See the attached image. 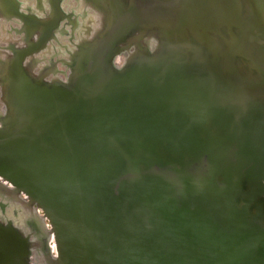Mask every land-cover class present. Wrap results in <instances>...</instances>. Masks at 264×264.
Here are the masks:
<instances>
[{
  "label": "water",
  "instance_id": "obj_1",
  "mask_svg": "<svg viewBox=\"0 0 264 264\" xmlns=\"http://www.w3.org/2000/svg\"><path fill=\"white\" fill-rule=\"evenodd\" d=\"M40 230L42 264H264V0H0V264Z\"/></svg>",
  "mask_w": 264,
  "mask_h": 264
},
{
  "label": "flooded vegetation",
  "instance_id": "obj_2",
  "mask_svg": "<svg viewBox=\"0 0 264 264\" xmlns=\"http://www.w3.org/2000/svg\"><path fill=\"white\" fill-rule=\"evenodd\" d=\"M12 230H14L15 232H19V229H12ZM32 231V233H36V229H31ZM40 234H41V237H42V240L45 242V244L42 246L43 247V250H42V253H39L40 255V257H39V260H41L42 261V263H43V260H42V258H41V256H43V257H45L46 256V259H48L49 258V256H50V249L48 250V246H47V241H46V239H47V233L45 232V231H43V230H40ZM32 235L30 234V237H31ZM26 237V236H25ZM28 237V236H27ZM26 237V238H27ZM33 249H31L30 250V256H29V258H27V264H36L37 262H36V260H35V250H34V247H32ZM0 262H2L1 260H0Z\"/></svg>",
  "mask_w": 264,
  "mask_h": 264
},
{
  "label": "bare ground",
  "instance_id": "obj_3",
  "mask_svg": "<svg viewBox=\"0 0 264 264\" xmlns=\"http://www.w3.org/2000/svg\"><path fill=\"white\" fill-rule=\"evenodd\" d=\"M1 180L4 181L3 179H1ZM4 183H6V182H4ZM10 186H12V185H10ZM26 198H27V196H26ZM51 242L52 243L54 242L55 245H54V243H53V245H50V249L53 251L54 254H56L58 252V248H57V245H56V239L53 237V239H51ZM35 260L37 262L36 264H42V261L39 260L38 252L35 253Z\"/></svg>",
  "mask_w": 264,
  "mask_h": 264
},
{
  "label": "rangeland",
  "instance_id": "obj_4",
  "mask_svg": "<svg viewBox=\"0 0 264 264\" xmlns=\"http://www.w3.org/2000/svg\"><path fill=\"white\" fill-rule=\"evenodd\" d=\"M32 215H35L36 217L38 216V217L42 218L43 217V211L37 209L35 213L31 214V216ZM42 224H43L44 228H46V229L50 228V226H48L49 222L47 220H43ZM53 243L51 242V245H53ZM54 245H55V243H54Z\"/></svg>",
  "mask_w": 264,
  "mask_h": 264
}]
</instances>
